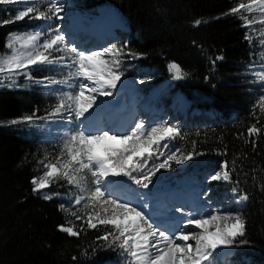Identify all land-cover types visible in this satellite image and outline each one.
<instances>
[{"label": "trees", "instance_id": "1", "mask_svg": "<svg viewBox=\"0 0 264 264\" xmlns=\"http://www.w3.org/2000/svg\"><path fill=\"white\" fill-rule=\"evenodd\" d=\"M72 1L80 14L94 15L108 6L122 15L127 31H118L117 36H121L120 44L125 43L124 62L164 73L142 87L143 92L169 79L186 98L189 106L179 124L182 136L168 140L163 151L178 157L192 153L193 159L184 162L182 172L176 162L173 166L169 161V171L173 178L184 173L200 176L227 162L233 182L222 183L214 191L235 189L249 197L238 210L246 221V236L240 239L249 243L235 246L236 254L240 264H264V114L255 108L260 91L251 74L258 50L245 39L248 33L241 14L230 12L241 0ZM6 20H10L8 9L0 4V53L9 34L37 25V21L26 20L2 23ZM197 20L202 22L197 25ZM171 62L181 66L183 79H173ZM31 75L32 79H20L19 88L0 87V264L120 263L127 254L99 239L113 231L111 226L88 228L90 209L84 208V201L74 204L81 194L78 188L59 180L42 190L53 195L51 200H45L42 191L33 192L31 181L47 171L40 161L55 162L64 140H45L47 122L54 119L49 113L58 102L44 89L52 71L33 69ZM33 113L47 119L31 125L7 123ZM253 124L261 128L259 135L248 134ZM160 157L163 161L167 155ZM91 180L88 176L89 184ZM60 225L82 231L77 237L69 236L58 230Z\"/></svg>", "mask_w": 264, "mask_h": 264}, {"label": "snow or ice", "instance_id": "2", "mask_svg": "<svg viewBox=\"0 0 264 264\" xmlns=\"http://www.w3.org/2000/svg\"><path fill=\"white\" fill-rule=\"evenodd\" d=\"M0 4L22 5L14 18L2 23L22 21L26 17L30 21L46 23L54 18L64 19L61 15L64 6L58 0H0ZM230 12L241 14L240 18L244 21L243 26L246 28L254 29L256 24L264 26V0H241ZM201 22L197 20L195 24L199 25ZM245 39L249 43L253 42V37L249 34L245 35ZM258 43L264 47V27L259 30ZM5 46L10 51L0 55V85H3V78H7L10 84H14V77L19 74L32 79L29 70L33 66L59 65L68 69L65 80H49V84H64L72 89L58 99L49 117L68 112L74 114L77 122L87 120L88 117L85 114L96 104L97 95L110 97L111 89H115L117 82L121 79L122 73H119L118 69L121 63L119 57L123 54L122 48L112 45L101 51H86L75 45L69 46L65 43V36L59 31V27H52L51 24L48 25L47 31L12 34ZM105 57H111V59ZM168 67L174 73L173 79L184 78L185 73L179 64L171 62ZM254 75L264 80V72H257ZM72 80L78 83H71ZM255 108L264 114V95L259 98ZM253 114L255 115V111ZM38 119L47 118L36 117L33 113L7 123L31 125ZM67 123H74L71 115L67 118ZM261 131V128L253 124L249 127L248 134L259 135ZM181 136V130L177 126L167 123L146 127L143 122H140L125 134L109 131L88 132L78 124L76 130L65 133L66 139L61 156L55 162L40 161L47 171L42 178H34L31 181L34 185L33 192L47 189L59 180H64L67 184L78 188L81 194L75 197V204L79 205L86 200L84 208L90 209L86 213L87 227L96 229L98 225H110L113 231L105 232L99 239L109 247L116 245L122 249L131 258L130 264H205V262L213 264L214 254L218 250L249 243L247 239H240L246 236V221L239 213L213 212L199 217L189 213V218L183 221L176 232H169L155 226L150 217L137 207L114 199L111 194L106 195L104 188L103 179L110 176L127 177L134 180L137 185L148 188L156 172L170 167L169 161L181 164L193 159L192 153L179 157L176 153H171L163 162L155 165L153 170L144 173L147 161L152 160L157 153L163 155L160 149L166 148L167 144L162 142ZM136 172L144 173L142 178L133 176ZM88 174L92 177L91 183L95 185L91 189L87 187ZM209 179L232 183L228 163L224 162L221 170L211 175ZM233 191L236 190L233 189ZM43 198L51 200L53 195L45 194ZM248 199L247 194H241L236 202H246ZM63 207L61 205V208ZM177 211L182 210L177 209ZM71 215L77 216L76 212H72ZM77 219H83V217L77 216ZM189 225L193 226L192 229H189ZM58 230L73 237L79 236L82 231V229L77 231L73 226L65 225H60ZM109 236L112 237L111 242H109Z\"/></svg>", "mask_w": 264, "mask_h": 264}, {"label": "rangeland", "instance_id": "3", "mask_svg": "<svg viewBox=\"0 0 264 264\" xmlns=\"http://www.w3.org/2000/svg\"><path fill=\"white\" fill-rule=\"evenodd\" d=\"M58 2L60 4H63L64 6V11L61 13V15L64 17L63 20H57V19H53L52 21L49 22H44V21H37V25L33 28H31L30 30L27 31H22V32H14L11 33L7 36V41L10 38V35L12 34H24V33H32L35 31H47L48 30V25L51 24L52 27H59V31L65 36V43L69 46L75 45L76 47H78L81 50H86V51H101L105 48L111 47L112 45H116L117 47H120L123 49L124 52V48H125V43L120 44L121 41V36H117L118 31L120 32H124L127 31V25L125 23L124 18L121 16V22L123 24H121L120 26L117 27H112L110 29H108L105 32V41L97 44L96 47L92 46V44L85 38H83L84 36H80L77 37L76 33L75 35L73 33L70 32V30L72 29H77V25H80V20L83 22H86L83 18H87L90 19L91 21L94 20V18L96 17H89L88 15L85 16V14H80L79 12H76V10L78 9V7L74 4V2L72 0H58ZM22 5H4V7L6 9H8V15L10 16V19L14 18L15 15L17 14L18 10L20 9ZM101 9V8H100ZM100 9H98V12L96 13L97 17L99 16V13L101 12ZM255 15V14H254ZM89 17V18H88ZM26 21H30L27 17L24 19ZM103 20V17H98L96 19V22H98L97 24H95V26L99 27L100 22ZM23 21V20H22ZM31 21H36V20H31ZM86 24V23H85ZM244 25V23H243ZM89 26V25H87ZM92 27V26H89ZM264 27L261 26L259 24H256L254 26V29H247V33L249 35H251L253 37V45L254 48L257 49V59L255 61V64L253 66V71H251V74L253 75V77L255 78L256 83L258 84V90L260 91V95L259 98L264 95V80H261L259 77H257L256 75H254V73L257 72H264V47L260 46V44L258 43V38H259V30ZM100 28V27H99ZM100 37V36H99ZM98 37V38H99ZM75 38V40L73 41V39ZM97 38V37H95ZM93 40V38H92ZM88 41V42H87ZM98 41V40H96ZM90 43V44H89ZM93 43V42H92ZM9 49H7L5 47L4 52L0 53V55H4L6 53H9ZM106 59H111V57H105ZM121 63H120V67L118 69L119 73H122L121 77L128 79L129 82L131 83V85L133 86H137L138 88L144 87L145 85H148L152 80H154L156 77L158 76H162L164 75V73L160 70H157L156 68H138L137 65H130L129 63L124 62L126 59L122 57V55L119 57ZM41 72L43 71L45 73V71H52V75H51V79H55V80H59L56 79L57 77L62 78V80L59 81H63L67 78L68 76V69L59 65H43V66H33L30 68L29 70V75L32 77L31 75V71L32 70ZM20 79L24 80V79H28L25 75L23 74H19L17 76L14 77V84H10V81L7 78H3V85H0V87H7V88H19L21 86ZM71 83H78L75 80L70 81ZM87 83V82H85ZM48 85V86H45ZM56 85L58 84H49L48 83H44V89L50 91L54 97L57 98V100L59 98H61L63 96V94L65 92H69L72 91V89H70L69 91L60 89L58 87H56ZM67 86V85H65ZM161 87H157V90L160 88L161 93L160 96L156 99L159 103L156 105V108L153 111H155L154 113H149V112H144V111H140L138 108L139 106H136V111L139 112H133L130 115V119L127 121V124L125 126V129H123L119 134H125L127 132H130L134 125L140 122H143L146 127H154L156 125L159 124H163V123H167L169 125H175L179 128V124L181 122V117L183 115H181L180 113L177 112V109H173V105L175 103V99H176V95L174 94V85H173V81H170L169 79H167L164 82H161L160 84ZM117 89V88H115ZM117 90H121V89H117ZM114 91H112V95H113ZM86 95L88 94L87 92L85 93ZM95 95V94H94ZM115 96V95H113ZM101 99V96L97 95V100H96V104L93 106L92 109L89 110L88 113H91L94 111V109H96V105L99 104ZM187 102V101H186ZM110 104V103H107ZM111 105V104H110ZM188 105V102H187ZM112 106V105H111ZM108 109H110L111 107H107ZM159 111L161 112V114H159ZM86 113V114H88ZM164 113V114H163ZM85 114V115H86ZM71 115L74 123L70 124L69 129H67L66 127H64L65 123H67V118ZM48 126H47V135L45 137V140H53L56 137H60L63 140L66 139L65 137V133L69 132V130H76L77 125L79 124L83 129H86L88 132H98V131H109L110 133H116V131H114V128H110L109 124H104L106 122H103L102 120L100 121L99 126H103L104 129L101 130H96V128H91L89 126H85V121L82 120L80 122L75 121V117L74 114H70L68 112H64L59 116H54V119L48 120ZM91 126V125H90ZM108 128V129H107ZM107 129V130H105ZM93 130V131H92ZM163 143V142H162ZM166 144V142L164 143ZM165 148H161L160 151L163 152V155H169L171 153L165 152L163 151ZM174 153V152H172ZM157 160H154V162H148L147 166L144 168V173H148L150 170L154 169V164H158L163 162L162 160H160V156L159 153H157L156 155ZM178 156V155H177ZM175 161H173V166H176V163L174 164ZM181 168V171L185 168V163H181L178 164ZM171 167V169L174 167ZM221 167L217 168V166L214 167L213 172L210 173H204V175H201L199 177H195L194 181H197L199 186H200V193H201V197L204 200V203L206 204V214H211L213 212H219L221 214L224 213H233L236 214L238 213V210L243 208L245 205V202H240L237 203L236 201L238 200L239 194L236 193V191H229V192H218V191H214L216 186H220L222 183L224 185H226L225 182H216V181H210V176L215 174L217 171H220ZM208 172V171H207ZM144 173H140V172H136L133 173V176L137 177V178H142ZM88 176L92 179V177L90 176V174H88ZM121 179L124 178L127 180L126 183H124L125 185L130 186V188L134 189L137 191L138 194L140 195H148L151 196L155 193L158 192V186L162 185H166L167 188L169 186H171V184L175 183V178H173V173L169 171L168 167H165L164 169H160V171L156 172V174L154 176H152V183L149 184L148 188H144L142 185H137L134 180H130L127 177H123V176H119ZM119 178V179H120ZM88 179V177H87ZM187 179V178H186ZM181 181V180H180ZM146 182V181H145ZM178 181H176V183H178ZM34 186V185H33ZM87 187L89 189L94 188L95 185L90 183L89 181L87 183ZM125 186H123L124 188ZM104 188L106 190V195L107 194H111V197L114 199H119L121 200V202H128L130 203L132 206H135L138 208L137 205H135V203L133 201L128 200L127 197L123 196L122 193L118 190V188H113V189H108L106 188V186L104 185ZM44 190V189H43ZM42 191V190H41ZM42 195H45L46 192L42 191L41 193ZM86 196V193L84 194ZM142 195V196H143ZM57 198H60V195H54ZM170 196V195H168ZM64 198L66 200V197H61ZM150 200V199H149ZM86 202V200L84 201V203ZM133 202V203H132ZM75 204V202H74ZM139 209V208H138ZM176 209L173 210V213ZM173 215V214H172ZM155 225V224H154ZM161 230H165V227H159ZM195 231H199L198 229H195ZM178 243H180L178 241ZM189 243H194L193 241H189ZM230 250V249H227ZM214 262L213 264H240V256H238L236 254V251L231 253L228 257L226 258H222L221 255H216L214 254ZM131 262V258L130 257H125L120 263H113V264H130ZM102 264H108V263H102Z\"/></svg>", "mask_w": 264, "mask_h": 264}, {"label": "bare ground", "instance_id": "4", "mask_svg": "<svg viewBox=\"0 0 264 264\" xmlns=\"http://www.w3.org/2000/svg\"><path fill=\"white\" fill-rule=\"evenodd\" d=\"M100 8L99 9H100L101 12L99 13L98 17H103V20L99 24L100 28L98 26H95V24L98 23V22H96V19L98 18L96 16L97 14L88 15L89 17H93V18L96 17V18H94L93 21L88 19V21H87L88 23H86L89 26H93V28L89 29L88 32L94 33V32H92L93 29L97 30V32L94 33L97 38H95V37H86V39L90 43L93 42L92 46H94V47H96L97 44L105 41V32L108 29L112 28L113 26L117 27V26H120L121 24H123L121 22V19H120V17L122 15L115 8H111V7H108V6H104V7H100ZM97 12H98V10H97ZM85 16H87V15H85ZM81 27H86V26L83 25ZM70 31H72L71 33L75 34V32H73V29L70 30ZM102 33H104V34H102ZM92 38H93V40H92ZM96 40H98V41H96ZM128 82H129L128 79H125V78L121 77L120 81L117 82L116 88L117 89H121L123 91V90L127 89ZM56 87H58L60 89H63V90H66V91L70 90L64 84H58V85H56ZM117 89H111V91H115ZM158 91H160V88L158 90H157V88L153 89L152 92H151V95L152 96L156 95L158 93ZM129 97L131 99H133L132 94L129 95ZM185 101H186V99L183 100V98H181V97L179 98V109L180 110L184 109ZM107 103H110L112 106L110 104H107ZM143 105L148 108V106L146 104H143ZM107 107H111V108L108 109ZM132 110H133V107H132L131 103H128V101L124 98V94L120 95V96L111 95L110 97L101 96L99 104L96 105V109H94L93 112L86 114V117H88V119L84 120L85 121V126L87 125V126L93 128V129L97 128L99 123H100V121L102 120L103 122H106V123H104V124H106V126H107V124H109L110 128H114V131H116L117 134L122 133L121 132L122 131V127L126 124L125 120H123V119H127L129 117V114H130V112ZM159 114H161L160 111H159ZM64 127L69 129L70 124L69 123H65ZM101 129H104V128H101ZM101 129H99V130H101ZM107 129H105V130H107ZM95 131H97V130H95ZM103 184L105 186L108 185L110 187V189L123 187L121 185L122 183L120 182V179L118 177H112V176L104 178L103 179ZM123 185L125 186L124 188H127V189L130 188V186H128V185H125V184H123ZM194 185H196V184L194 183ZM168 197H170V196H168ZM132 199H135V198H133L131 196L130 200H132ZM137 199L140 200V201H143V199L142 200L139 199V198H137ZM128 200H129V198H128ZM187 218H189V217L182 218V216H180V215H173L170 218L173 222L175 221L176 227H175L174 232H176L178 230V228L182 226L183 221H185ZM192 227L193 226L189 225V229H192ZM205 264H207V263H205Z\"/></svg>", "mask_w": 264, "mask_h": 264}, {"label": "water", "instance_id": "5", "mask_svg": "<svg viewBox=\"0 0 264 264\" xmlns=\"http://www.w3.org/2000/svg\"><path fill=\"white\" fill-rule=\"evenodd\" d=\"M123 182H126V180H123Z\"/></svg>", "mask_w": 264, "mask_h": 264}]
</instances>
